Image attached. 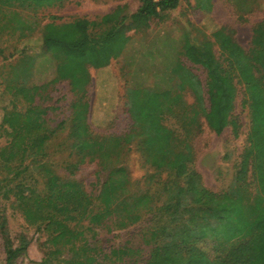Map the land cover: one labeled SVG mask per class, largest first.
<instances>
[{
	"label": "rangeland",
	"instance_id": "obj_1",
	"mask_svg": "<svg viewBox=\"0 0 264 264\" xmlns=\"http://www.w3.org/2000/svg\"><path fill=\"white\" fill-rule=\"evenodd\" d=\"M237 1L209 0L208 4L205 0H179L174 8L158 9L159 14L153 15L148 25L136 22L132 27L127 26L125 32L129 37L120 57L99 68L82 60L91 81L86 91L76 92L70 79L53 80L70 58L65 48L56 44L46 46L44 26L52 21L62 24L86 18L98 23L91 25L89 31L100 36L113 24H102L103 15L124 6L122 15L129 18L138 11L142 0H63L44 6L32 0H0V264H6L7 235L15 245L22 241L27 244V250L14 264H41L46 258L47 264L72 261L73 252L50 253L57 246L48 240L47 231L40 229L39 223L28 221L18 204V199L32 189L45 191L47 177L40 163L47 164L62 179L83 181L94 197L115 164L129 172L133 181L130 194L149 189L161 193L154 200V211L126 228L110 230L95 225L87 229L88 222H83L85 226L81 227L89 244L96 249L98 264H145L155 245L166 239V231L182 224L189 216L188 211L176 218L160 208L166 200L162 193L164 182L177 180L176 183L183 184L184 179L145 162L137 146L140 138L136 137L129 143L122 140V152L114 154L111 161L79 153L74 146L76 138L71 134L73 104L81 96L88 101L87 124L91 136L108 142L113 136L124 138L133 129L134 119L127 104L130 87L168 91L188 72H195L203 82L205 105L209 107L208 71L196 63L198 59L188 48V39L197 46L209 39L211 44L205 55L219 59L221 50L214 32L226 27L245 50L252 52L256 47L253 58L264 64L261 54L264 0H255L254 7L248 11L240 9ZM125 23L120 24L109 41L115 50L121 46L124 34L119 28H125ZM259 24L262 25L256 45L254 29ZM22 64L25 80L16 74ZM233 81L237 91L234 115L240 122L238 135L232 126L217 133L201 112L193 120L195 110L200 107L190 88H182L185 102H165L162 113V122L173 130L178 146L187 142L191 145L194 153L191 165L200 173L204 185L214 191L227 190L235 182L248 145L251 113L247 85L238 76ZM39 150L46 154L36 153ZM114 158H119V162ZM158 180L160 183L156 184ZM247 181H252L250 173ZM155 230H159L156 236ZM197 244L212 258L222 248L210 239Z\"/></svg>",
	"mask_w": 264,
	"mask_h": 264
},
{
	"label": "trees",
	"instance_id": "obj_2",
	"mask_svg": "<svg viewBox=\"0 0 264 264\" xmlns=\"http://www.w3.org/2000/svg\"><path fill=\"white\" fill-rule=\"evenodd\" d=\"M32 1L44 6L63 0ZM205 1L209 4V0ZM178 2L142 0L138 11L130 19L122 15L125 7L119 6L102 16V24H113L100 36H94L89 31L91 25L98 23L86 18L62 24L54 21L47 23L44 26L46 46L59 45L67 50L65 52L70 58L66 67L63 66L62 73L57 71L58 75L53 80L70 79L73 91H86L91 76L82 60L98 68L106 67L112 58L122 55L124 42L129 37L125 32L127 26L132 27L136 22L148 25L150 18L159 14L158 9L174 8ZM254 3L255 0H238L236 4L248 11L254 7ZM122 23H125V28L121 26L119 30L121 33L123 30L124 35L121 37V46L115 50L109 41L113 40V32ZM261 25L254 29L256 45ZM214 33L218 36L217 43L221 50L219 59H210L205 55L208 44H211L209 39L204 45L197 46L186 38L188 48L198 59L196 63L208 71L209 107L205 105L203 82L195 72H188L168 91L130 87L127 104L134 119L133 129L124 138L113 136L108 142L91 136L87 124L88 101L81 96L73 104L71 134L76 138L74 146L79 153L111 161L114 154L122 152V140L129 143L136 137L140 138L137 146L145 162L184 179L183 184L176 183L177 180L164 182L162 193L166 200L160 210L164 209L176 218L188 211L189 216L175 229L166 231V239L155 245L145 264H264V64L253 58L256 47L252 52L245 50L226 27L218 28ZM261 54L264 55V49ZM16 74L25 80L24 64ZM235 76L247 85L251 113L248 145L243 152L235 182L227 190L214 191L204 185L200 173L191 165L194 158L191 145L187 142L182 147L178 146L173 130L162 122V113L165 111V102H185L182 91L190 88L200 107L195 110L193 120L201 112L217 133L232 126L233 132L238 135L240 122L234 115L237 92L233 81ZM36 153L46 154L44 150ZM114 160L119 162V158ZM39 166L46 172L45 191L32 189L18 199V204L28 221L39 223L38 227L47 231L48 240L57 246L51 254L63 253L65 250L73 252L70 264H98L96 249L85 237L83 222H88L87 229H93L95 225L107 226L110 230L114 227L126 228L139 222L144 214L153 212L154 200L161 195L151 189L130 194L133 185L130 174L124 166L117 164L110 170L96 197L88 191L83 181L62 179L47 164L40 163ZM249 173L252 181H247ZM252 185L254 189H251ZM159 229L163 232L162 227ZM158 233L159 230H155L153 235ZM204 239L213 240L219 247L222 246L214 258L197 244ZM5 249L6 264H14L27 250V244L22 241L15 245L7 235ZM48 261L46 258L41 264H47Z\"/></svg>",
	"mask_w": 264,
	"mask_h": 264
}]
</instances>
